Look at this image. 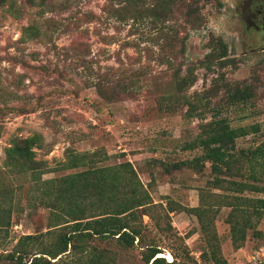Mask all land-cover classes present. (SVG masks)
Instances as JSON below:
<instances>
[{
    "label": "rangeland",
    "instance_id": "374dc122",
    "mask_svg": "<svg viewBox=\"0 0 264 264\" xmlns=\"http://www.w3.org/2000/svg\"><path fill=\"white\" fill-rule=\"evenodd\" d=\"M220 1V7L214 2L202 7L203 23L196 30L186 15L194 0H183L171 19L162 21L146 17L153 0H139L124 10L127 13L115 16L109 15L106 4L125 3L6 0L0 5V206L10 214V224L0 229V253L23 234L48 230L50 211L36 195L41 180L82 169L61 167L70 150L99 151L103 164L130 161L154 203L195 206L198 189L210 179L209 163L202 171L188 165L174 170L170 164L201 153L198 147L185 148L201 122L219 112L232 126L259 124L256 133L236 139L237 147L264 140V28L244 26L240 15L248 0ZM42 2H54L56 9H42ZM259 2L264 7V0ZM137 9L143 18L134 17ZM213 37L226 43L229 62L221 69L212 63L207 70L199 62L212 50ZM180 38H186L183 53ZM171 50L176 56L169 66L163 56ZM191 68L196 80L185 92L208 91L214 106L205 120L188 117L186 106L171 102L177 73ZM218 76L221 82L215 85ZM236 86L247 87L251 96L231 102L229 90ZM35 134L40 142L32 147L34 159L43 162L44 171L38 183L31 172L15 173L5 165V149L12 139ZM227 212L222 207L215 219L222 254L228 264H247L262 238L249 234L245 245L234 249L224 221ZM142 219L133 246L114 239L90 240L108 249L114 264H147L144 250L149 244L160 248L167 262L174 253L172 264H202L194 215L182 208L169 212L170 229L163 223L161 229L154 226L147 215ZM257 228L264 232V216Z\"/></svg>",
    "mask_w": 264,
    "mask_h": 264
},
{
    "label": "trees",
    "instance_id": "16d2710c",
    "mask_svg": "<svg viewBox=\"0 0 264 264\" xmlns=\"http://www.w3.org/2000/svg\"><path fill=\"white\" fill-rule=\"evenodd\" d=\"M110 1L125 3L120 7L114 4L107 7L106 4L107 12L111 16L121 13L124 15L127 13L124 10L130 9L132 3L139 2ZM199 1H203L201 5L198 4ZM5 2L6 0H0V5ZM182 2L183 0H153L150 10L147 11L148 15H145L153 20L171 19L176 6ZM212 2L217 7L221 6L220 0H194V5L189 7L186 14L192 29L202 26L204 16L201 9ZM42 5L46 6L43 8ZM40 7L49 11L56 9L54 2H42ZM132 13H135L133 15L136 19L144 16L138 9ZM178 41L179 52L183 53L186 38ZM227 52L224 40L213 37L212 50L200 60L199 65L211 70L212 63H216L221 69L229 62ZM175 56V51L171 50L163 56L164 61L172 66ZM193 70L188 69L183 75L177 73L176 98L174 96L171 102L186 106L188 117L197 115L200 120H205L206 112L214 108L211 106L212 100L208 91H195L191 94L185 92L196 80ZM213 82L215 85L219 84L220 76L215 77ZM223 85L220 87H224ZM98 89L105 96L102 87ZM229 91H233L228 96L231 102L245 101L251 96L247 87L242 89L236 86ZM211 117L210 120L200 123L199 132L185 146L190 149L198 147L201 153L191 159L170 164L174 170L188 165L202 171L205 162L209 163L210 179L206 186L198 189V204L195 206L172 205L170 201L166 206L161 202L154 203L148 188L142 183L130 161L103 164L99 151L70 150L61 167L82 169L58 178L41 180V174L44 173L43 162L34 159L35 153L32 150L33 145H39V135L12 139L10 146L5 149V165L15 173L31 172L35 183L41 180L36 196L39 203L49 209L50 216L48 230L21 235L10 250L0 253V261H6V264H114V255L108 249L94 246L90 239H114L122 246H133L135 239L140 236L143 215H147L154 226L161 229L163 223L164 228L170 229L169 212L179 208L197 219L202 264H228L227 258L222 254L215 225L216 216L222 207L228 208L224 221L228 224L233 248L244 246L249 234H252L262 238L255 248L258 250L264 242V232L257 228L264 216V196H253L252 193L264 194V140L240 148L236 146V139L256 133L260 129L259 124L232 126L219 112H212ZM9 224L10 214L1 205L0 229ZM159 254L160 248L153 244L146 245L145 262L172 264L176 259V255L172 253V262H167Z\"/></svg>",
    "mask_w": 264,
    "mask_h": 264
},
{
    "label": "flooded vegetation",
    "instance_id": "af4514ba",
    "mask_svg": "<svg viewBox=\"0 0 264 264\" xmlns=\"http://www.w3.org/2000/svg\"><path fill=\"white\" fill-rule=\"evenodd\" d=\"M246 28L262 30L264 28V7L259 0H248L240 15ZM258 49V48H257Z\"/></svg>",
    "mask_w": 264,
    "mask_h": 264
},
{
    "label": "built area",
    "instance_id": "2783aa9c",
    "mask_svg": "<svg viewBox=\"0 0 264 264\" xmlns=\"http://www.w3.org/2000/svg\"><path fill=\"white\" fill-rule=\"evenodd\" d=\"M247 264H264V242L258 250H255L253 254H251L247 260Z\"/></svg>",
    "mask_w": 264,
    "mask_h": 264
},
{
    "label": "bare ground",
    "instance_id": "6f19581e",
    "mask_svg": "<svg viewBox=\"0 0 264 264\" xmlns=\"http://www.w3.org/2000/svg\"><path fill=\"white\" fill-rule=\"evenodd\" d=\"M160 256L163 255V254H159Z\"/></svg>",
    "mask_w": 264,
    "mask_h": 264
}]
</instances>
